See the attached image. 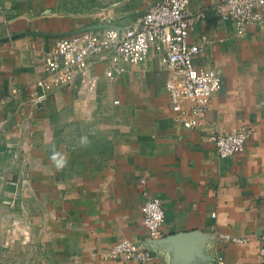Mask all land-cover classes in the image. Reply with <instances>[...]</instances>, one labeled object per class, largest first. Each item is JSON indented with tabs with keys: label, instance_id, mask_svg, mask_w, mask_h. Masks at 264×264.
Returning <instances> with one entry per match:
<instances>
[{
	"label": "crops",
	"instance_id": "0c3cea01",
	"mask_svg": "<svg viewBox=\"0 0 264 264\" xmlns=\"http://www.w3.org/2000/svg\"><path fill=\"white\" fill-rule=\"evenodd\" d=\"M157 1L143 0L129 18L110 12L109 23L129 26ZM216 2L189 5L190 42L209 41L195 64L220 71L222 87L202 126L186 130L173 120L169 74L153 56L112 82L99 66L89 105L80 106L78 83L30 105L56 38L105 22L73 19L59 0H0V99L21 92L0 112V208L27 223L28 264H144L102 258L122 239L153 253L146 264H264V28L237 37ZM22 120L28 133L16 129ZM241 128L250 133L245 152L219 160L211 137ZM150 198L165 211L168 239L158 245L147 243L140 212Z\"/></svg>",
	"mask_w": 264,
	"mask_h": 264
},
{
	"label": "built area",
	"instance_id": "2783aa9c",
	"mask_svg": "<svg viewBox=\"0 0 264 264\" xmlns=\"http://www.w3.org/2000/svg\"><path fill=\"white\" fill-rule=\"evenodd\" d=\"M192 0H159L148 6L145 13L129 26H112L99 30H79L56 38L44 55L46 76L36 83V93L29 94L30 105L43 104L47 97L58 90L79 84L81 104L95 100L99 84L97 69L103 66L102 75L110 82L141 69L150 58L157 57L159 67L169 74L166 92L173 120L186 130L202 126L211 107L213 95L222 87V74L212 68L197 67L195 60L203 56L209 41L190 42L193 18L189 13ZM215 12L222 21H230L237 37L245 35L249 27L264 28V0H217ZM200 14V17H203ZM109 26V27H108ZM0 99L1 109L17 98ZM118 104V101L116 102ZM31 127L22 120L17 130L25 132ZM250 133L241 128L229 133H215L211 141L219 160L241 155L246 150ZM145 184V181H142ZM142 221L149 234V241L165 237V211L158 198L146 200L140 208ZM218 238L236 244L249 243L246 239L221 234ZM105 261L151 263L153 253L142 243L128 239L118 241L100 253ZM264 261V246L260 249ZM97 257L92 251L91 258ZM218 264H225L218 258Z\"/></svg>",
	"mask_w": 264,
	"mask_h": 264
},
{
	"label": "rangeland",
	"instance_id": "374dc122",
	"mask_svg": "<svg viewBox=\"0 0 264 264\" xmlns=\"http://www.w3.org/2000/svg\"><path fill=\"white\" fill-rule=\"evenodd\" d=\"M60 1L64 7V13L73 19L94 14L99 18L94 17L91 22H105V24L111 21L110 12H127L129 18L131 13L144 9L143 0H59V3ZM117 21L122 24L128 23V20H123V18L121 20L118 18ZM6 208L7 206L5 209L0 208V264H28L27 250L23 246L24 242L27 243V223H24L19 211L11 210L10 212Z\"/></svg>",
	"mask_w": 264,
	"mask_h": 264
},
{
	"label": "water",
	"instance_id": "95a60500",
	"mask_svg": "<svg viewBox=\"0 0 264 264\" xmlns=\"http://www.w3.org/2000/svg\"><path fill=\"white\" fill-rule=\"evenodd\" d=\"M107 26L104 25H97V26H92V27H88L87 29H82V30H99V29H103L106 28ZM109 27V26H108ZM168 238L164 237L163 239L159 240V241H149L148 244L149 245H158V244H162L165 243L167 241ZM174 241V240H173Z\"/></svg>",
	"mask_w": 264,
	"mask_h": 264
}]
</instances>
